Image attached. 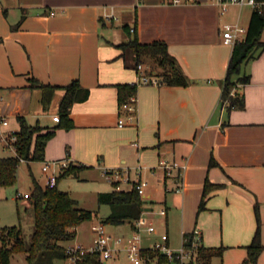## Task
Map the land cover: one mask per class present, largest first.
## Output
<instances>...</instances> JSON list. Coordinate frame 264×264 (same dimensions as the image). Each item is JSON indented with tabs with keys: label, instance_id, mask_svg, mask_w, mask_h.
Segmentation results:
<instances>
[{
	"label": "crops",
	"instance_id": "1",
	"mask_svg": "<svg viewBox=\"0 0 264 264\" xmlns=\"http://www.w3.org/2000/svg\"><path fill=\"white\" fill-rule=\"evenodd\" d=\"M254 8L230 3L221 13L217 0H0V124L15 119L11 132L17 131L18 116H24L47 129L57 125L63 87L78 79L89 96L73 104L74 126L57 128L44 160L69 158L89 166L80 172L119 169L129 186L119 181L112 190L147 182L144 205L153 210L143 216L152 219L155 203L166 208L159 214L166 216L168 244L175 229L182 243L186 233L199 230L204 245L226 247L217 264H242L258 225L255 205L264 244V46L242 69L251 75L237 86L244 107L228 109L222 81L234 46L223 42L222 29L227 22L248 28ZM126 24L140 42L165 40L189 85L138 84L135 52L119 47L129 39ZM32 78L57 86L49 106L42 102V89L31 86ZM123 83L137 84V116L121 127L117 84ZM163 161L185 165L182 190L174 189L180 168L168 175ZM207 179L223 186L211 191L200 209ZM110 212L111 207L100 221ZM113 227L114 236L136 229L130 221ZM79 229L62 244H86ZM249 264H264V249Z\"/></svg>",
	"mask_w": 264,
	"mask_h": 264
},
{
	"label": "trees",
	"instance_id": "2",
	"mask_svg": "<svg viewBox=\"0 0 264 264\" xmlns=\"http://www.w3.org/2000/svg\"><path fill=\"white\" fill-rule=\"evenodd\" d=\"M264 3V0H257ZM129 39L119 44L123 49H132L138 63L149 65L147 74L156 76L160 83L168 85L187 86L190 78L184 71L176 55H174L165 40H154L143 43L132 35L131 26H123ZM264 29V4L255 7L248 24L246 37L234 45L228 64L227 75L222 81V103H227L228 109L243 108L245 100L238 92L232 94L239 83L250 82V74H242L243 65L249 59L257 55V51L264 46L261 34ZM32 87L42 89V102L47 107L51 104L57 86L45 84L36 78H32ZM119 90V102L126 101L133 93H136L137 84H117ZM65 93L59 107V122L47 129L40 124H31L24 116H18L19 130L15 131V152L7 156H0V186L13 184L18 178V169L22 161H43L48 141L54 136L57 128L71 129L74 126L71 109L77 101H83L89 96V89L81 85L78 79L65 85ZM6 146L7 143H6ZM217 161L211 158L210 165H216ZM89 167L84 164L78 165L73 162L65 168L58 177L74 174ZM118 183H115L117 186ZM223 186L221 183L206 180L200 209L205 208L208 194ZM35 207V229L31 236L30 244H27L20 229L9 226L0 229V264H9L14 253L24 252L28 264H57V260L66 259V246L63 241L73 240L77 235V227L84 221L96 215L95 210L79 206L78 199L68 191L55 187H43L34 180V189L28 197ZM98 203L108 204L111 212L102 221L105 224L119 225L130 221L136 228V221L143 215L145 199L134 187L131 189H114L102 191L97 196ZM258 220L257 229L251 243L247 246L248 254L242 264L255 263L258 261L264 244L261 239V221L258 205H255ZM185 247L194 248L196 244L197 257L186 264H214V259L222 258L225 246L208 247L204 245L201 236L194 231L185 234ZM143 253L152 264H180V259L174 254L171 259L167 254L152 247L145 248ZM85 264H100L99 255L89 254ZM222 264V263H218Z\"/></svg>",
	"mask_w": 264,
	"mask_h": 264
},
{
	"label": "rangeland",
	"instance_id": "3",
	"mask_svg": "<svg viewBox=\"0 0 264 264\" xmlns=\"http://www.w3.org/2000/svg\"><path fill=\"white\" fill-rule=\"evenodd\" d=\"M244 66V65H243ZM8 126L0 124V156H6L14 153V150L6 146L3 137H11L12 129L17 128L15 119L10 120ZM7 131V132H6ZM42 161H22L18 169L17 181L13 184L0 186V229L2 227L13 226L21 230L22 235L27 244H30L31 236L35 229V207L31 204L30 199L24 196L18 197V193H31L34 189V180L36 179L43 187H47V174L42 171ZM154 181L151 180L150 186ZM124 187H128L125 182ZM114 184L109 181L100 171H83L78 175L70 174L61 177L58 182V188L69 191L70 194L78 199L79 206L96 211V215L80 224L79 232L82 237L87 238L86 244H90L94 238L91 226L100 221L102 215H106L110 211L108 204L98 203V192L112 190ZM156 213L152 219L148 221L155 226L156 231L150 233L145 227H142L139 234L141 245L152 247L156 242L167 243L168 235L166 233V216L159 214L162 207L161 203L154 205ZM178 223V222H177ZM114 225L107 224L109 233L117 235L114 232ZM86 233V237L84 234ZM132 234V232H131ZM119 234L124 239H128L130 235ZM132 236V235H131ZM92 239V240H91ZM170 247L172 250H178L182 246V236L179 230L175 229L170 232ZM124 245L118 246V250L112 253L107 264H134L133 260L128 256V252L123 249ZM9 264H28L26 253H14ZM214 264H217V257L214 259Z\"/></svg>",
	"mask_w": 264,
	"mask_h": 264
},
{
	"label": "built area",
	"instance_id": "4",
	"mask_svg": "<svg viewBox=\"0 0 264 264\" xmlns=\"http://www.w3.org/2000/svg\"><path fill=\"white\" fill-rule=\"evenodd\" d=\"M191 0H172L173 3H185ZM222 4L221 13H225L228 7V4H238L245 5L250 4L254 7H261L264 3L257 0H217ZM54 12H52L53 14ZM247 33V28L242 26L239 23H225L223 24L222 36L223 42L228 45L234 46L236 43L244 40L243 35ZM147 68L149 66L139 63L137 66L138 69V84L146 83H160L156 76H151L147 74ZM237 90L235 89L232 94H235ZM226 102L225 104H227ZM121 116L118 121L119 126H125L131 124L135 121L137 116V97L136 93H133L126 101L120 104ZM2 123L8 124L6 118L3 119ZM4 141L7 143L8 147L12 148L15 152L14 141L16 140L15 131L12 132V136L3 137ZM71 161L69 158L59 159V160H44L42 170L47 174V185L49 187H55L58 185V177L61 172L70 165ZM163 167L166 170L168 175L173 173V169L180 168L178 173V181L174 189L176 191L182 190L181 186V169L185 168V165H180L177 162L171 164L166 161L162 162ZM103 174L105 177L112 183H118L119 181L129 182V177L119 169H106ZM147 182L137 180L133 183L132 187L136 188L140 194L145 193V187ZM24 196L25 198L29 197V193H18V197ZM161 214H166V208L160 210ZM142 227H145L146 230L150 233L156 231L154 225H152L147 217L141 216L136 221V229L132 236L128 239H124L122 236H114L109 233L106 227V224L103 221H99L92 226V231L94 238L90 244L84 243H74L66 246L67 252V264H85L86 257L89 254H98L100 259V264H107L108 260L112 258V253L118 250L119 245H124L128 256L133 260L134 264H152L143 253L144 247L141 245L140 230ZM198 236H200L199 230L194 231ZM186 238L183 239V243L180 249L172 250L168 243L156 242L152 248L161 251L162 253L167 254L171 259H173L174 254L180 259V264H186L191 260H195L197 257L196 244L194 248H186L184 243Z\"/></svg>",
	"mask_w": 264,
	"mask_h": 264
},
{
	"label": "water",
	"instance_id": "5",
	"mask_svg": "<svg viewBox=\"0 0 264 264\" xmlns=\"http://www.w3.org/2000/svg\"><path fill=\"white\" fill-rule=\"evenodd\" d=\"M151 210H153V208H149V207H144L143 208V211H151Z\"/></svg>",
	"mask_w": 264,
	"mask_h": 264
}]
</instances>
